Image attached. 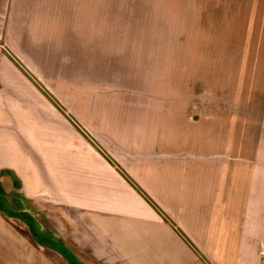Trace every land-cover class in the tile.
<instances>
[{
  "label": "rangeland",
  "instance_id": "374dc122",
  "mask_svg": "<svg viewBox=\"0 0 264 264\" xmlns=\"http://www.w3.org/2000/svg\"><path fill=\"white\" fill-rule=\"evenodd\" d=\"M27 1L38 11L18 14L9 47L49 98L39 184L48 175L61 189L87 181L98 197L133 203L126 182L168 198L170 161L184 152L209 154L227 171L236 155L264 154V0ZM130 208L122 225L134 236L113 239L136 250ZM0 264L62 261L7 219Z\"/></svg>",
  "mask_w": 264,
  "mask_h": 264
},
{
  "label": "crops",
  "instance_id": "0c3cea01",
  "mask_svg": "<svg viewBox=\"0 0 264 264\" xmlns=\"http://www.w3.org/2000/svg\"><path fill=\"white\" fill-rule=\"evenodd\" d=\"M32 4L0 0V221L19 222L33 244L57 254L62 264H264V154L258 151L236 155L229 171L202 152L176 156L168 198L161 189L147 192L141 182L124 185L133 203L115 202L112 192L99 198L87 181L61 189L48 175L38 183L48 157L42 148L49 134L43 116L49 98L9 47L18 14L38 11ZM18 204L25 208L13 206ZM130 205L137 206L136 250L113 239L134 236L122 225L134 218Z\"/></svg>",
  "mask_w": 264,
  "mask_h": 264
},
{
  "label": "built area",
  "instance_id": "2783aa9c",
  "mask_svg": "<svg viewBox=\"0 0 264 264\" xmlns=\"http://www.w3.org/2000/svg\"><path fill=\"white\" fill-rule=\"evenodd\" d=\"M263 263H264V257H263Z\"/></svg>",
  "mask_w": 264,
  "mask_h": 264
}]
</instances>
